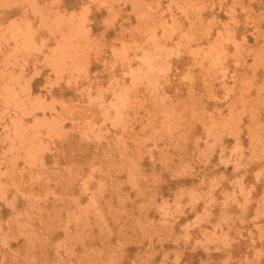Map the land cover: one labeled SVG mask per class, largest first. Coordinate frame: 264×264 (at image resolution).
I'll use <instances>...</instances> for the list:
<instances>
[{
	"label": "rangeland",
	"instance_id": "obj_1",
	"mask_svg": "<svg viewBox=\"0 0 264 264\" xmlns=\"http://www.w3.org/2000/svg\"><path fill=\"white\" fill-rule=\"evenodd\" d=\"M0 264H264V0H0Z\"/></svg>",
	"mask_w": 264,
	"mask_h": 264
}]
</instances>
